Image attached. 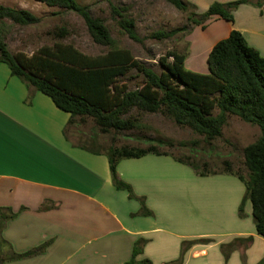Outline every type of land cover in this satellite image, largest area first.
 Here are the masks:
<instances>
[{"label":"crops","instance_id":"1","mask_svg":"<svg viewBox=\"0 0 264 264\" xmlns=\"http://www.w3.org/2000/svg\"><path fill=\"white\" fill-rule=\"evenodd\" d=\"M187 1L202 13L213 1L234 0ZM232 14L192 29L185 66L208 72V52L232 29L264 57V0ZM68 119L0 62V264H127L138 243L133 264H166L178 260L183 242L202 238L210 240L187 246L178 264H264L249 200L244 217L237 214L245 190L238 177L198 175L172 155L147 153L116 164L130 196L113 184L105 150L74 142L72 125L65 132ZM249 236L224 258L220 244Z\"/></svg>","mask_w":264,"mask_h":264},{"label":"trees","instance_id":"2","mask_svg":"<svg viewBox=\"0 0 264 264\" xmlns=\"http://www.w3.org/2000/svg\"><path fill=\"white\" fill-rule=\"evenodd\" d=\"M36 1L49 7L74 11L83 19L92 40L110 47L105 53L88 55L73 44L58 40L51 45H42L27 55L22 51L10 52L0 34V62L7 64L11 74L28 87L46 94L57 108L69 113L65 132L75 124V117L92 118L102 133L132 129L137 120L132 115L133 110L160 112L177 125L187 126L201 135L207 144L221 135L229 115L259 127L260 133L256 139L242 149L247 178L233 172L227 161H224L225 170L210 172L198 170L188 158L172 157L192 167L198 175L229 173L238 177L244 183L245 190L238 204L237 214L244 217V205L249 200L255 230L264 239V57L248 45L242 33L232 29L226 37L212 45L206 57V73L193 71L185 66L187 49L168 51L158 61L161 71L156 72L136 59L130 50L115 47L109 28L102 18L90 13L87 5L80 4L77 0ZM165 1L184 12L192 9L187 16L188 21L192 25L205 28V22L212 15L233 21L232 11L247 0L224 3L213 1L202 13H197L195 5L187 0ZM111 11L118 17L117 23L123 32L132 40L141 43L143 38L136 31L135 20L124 13L125 9L112 6ZM3 19L20 25L36 24L41 20L28 9L0 4V21ZM185 29L186 27H178L168 31H155L152 36L158 40L169 38ZM190 31L188 29L187 33ZM52 34L56 39H63L68 30L59 26L53 29ZM130 69L136 70L144 78L143 83L134 89H129L125 83L118 81ZM146 140L150 142L146 147L110 145L104 149L113 184L127 189L130 196H133L130 186L117 177L118 160L140 157L147 153L171 155L157 147L171 146L173 142L151 137ZM179 144L185 145L184 142ZM1 218L4 216L1 215ZM209 240L202 238L183 242L178 260L166 264H178L187 246ZM251 240L252 237L249 236L220 244L224 258L227 259L236 242ZM140 250L138 243V249L134 248L132 260L127 264L135 262L133 257ZM142 262L151 264L147 259Z\"/></svg>","mask_w":264,"mask_h":264},{"label":"rangeland","instance_id":"3","mask_svg":"<svg viewBox=\"0 0 264 264\" xmlns=\"http://www.w3.org/2000/svg\"><path fill=\"white\" fill-rule=\"evenodd\" d=\"M32 1L34 4H29L26 0L19 2L21 5L30 7V11L41 18L38 23L20 25L12 23L8 19L0 21V34L6 41L10 52L22 51L30 55L40 46L51 45L58 40L71 43L88 55L102 54L109 50L110 47L92 40L83 19L74 11L49 7L39 1ZM77 2L87 5L93 16L103 19L114 39L115 47L130 50L136 59L156 72L161 71L158 61L168 51L187 49L189 53L188 36L195 25L188 21L187 16L192 9L184 12L165 0H77ZM6 4H10L6 6L17 7L16 2L12 0ZM112 6L123 7L124 13L135 20L136 31L143 38L141 43L129 38L119 27L118 17L111 11ZM59 26H64L68 30L67 36L63 39H56L52 34L53 29ZM178 27H186V29L169 38L158 40L152 36L155 31H168ZM188 29L191 30L189 33H187ZM186 64V67L190 69L189 64ZM202 64L204 63L202 62ZM205 67L207 68L206 63ZM118 81L125 83L129 89H134L143 83L144 78L136 70L130 69ZM132 115L137 118L134 128L120 132L111 130L106 133L100 132L92 118L75 117V124L70 127L71 131H75L74 134H71V138L76 143L92 145L101 150L110 145L146 147L150 144L146 140L149 137L168 140L173 144L158 146V150L166 151L172 156L188 158V160H192L198 170L210 172L225 170L224 161H227L228 167L233 172L247 178L242 149L259 135L258 126L244 122L237 116L229 115L222 127L221 135L207 144L201 135L194 133L187 126L177 125L171 118L160 112L133 110ZM180 142H184L185 145H180ZM194 142L195 144H193Z\"/></svg>","mask_w":264,"mask_h":264}]
</instances>
